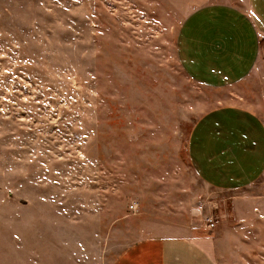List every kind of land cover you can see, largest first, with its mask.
I'll list each match as a JSON object with an SVG mask.
<instances>
[{
	"label": "rangeland",
	"instance_id": "1",
	"mask_svg": "<svg viewBox=\"0 0 264 264\" xmlns=\"http://www.w3.org/2000/svg\"><path fill=\"white\" fill-rule=\"evenodd\" d=\"M222 3L238 2L0 0V264H101L185 230L220 264H264V176L228 193L191 161L210 108L264 121V61L238 90L181 61L187 17Z\"/></svg>",
	"mask_w": 264,
	"mask_h": 264
},
{
	"label": "crops",
	"instance_id": "2",
	"mask_svg": "<svg viewBox=\"0 0 264 264\" xmlns=\"http://www.w3.org/2000/svg\"><path fill=\"white\" fill-rule=\"evenodd\" d=\"M236 2L196 9L182 25L181 61L202 84L238 90L264 61V0ZM198 118L189 147L206 185L229 193L264 176V121L253 107L232 98ZM214 238L190 230L144 237L101 264H220Z\"/></svg>",
	"mask_w": 264,
	"mask_h": 264
},
{
	"label": "built area",
	"instance_id": "3",
	"mask_svg": "<svg viewBox=\"0 0 264 264\" xmlns=\"http://www.w3.org/2000/svg\"><path fill=\"white\" fill-rule=\"evenodd\" d=\"M208 221H209V222L207 223V226H208L209 228L214 227V222H212V218H209Z\"/></svg>",
	"mask_w": 264,
	"mask_h": 264
}]
</instances>
